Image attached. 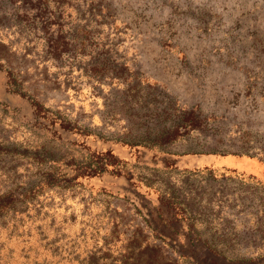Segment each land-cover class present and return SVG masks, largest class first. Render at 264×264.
<instances>
[{"label": "rangeland", "instance_id": "374dc122", "mask_svg": "<svg viewBox=\"0 0 264 264\" xmlns=\"http://www.w3.org/2000/svg\"><path fill=\"white\" fill-rule=\"evenodd\" d=\"M63 1L91 34L57 60L0 6V264H264V0Z\"/></svg>", "mask_w": 264, "mask_h": 264}, {"label": "trees", "instance_id": "16d2710c", "mask_svg": "<svg viewBox=\"0 0 264 264\" xmlns=\"http://www.w3.org/2000/svg\"><path fill=\"white\" fill-rule=\"evenodd\" d=\"M57 6L51 9V0H0V6L7 14L9 24L13 28L15 35H20L21 38L26 40L27 45L39 52L42 49L44 58L47 60L61 59L64 55L73 54L74 56H80L81 51H84V46L89 43V35L91 31L88 30L90 22L83 24V28L80 30L77 27L79 23L74 21L75 9L69 10L66 8L64 11L63 0H53ZM64 11V12H63ZM68 18L67 24H62V20L65 16ZM80 18L83 19V15ZM81 21V20H80ZM65 25L68 30H64ZM56 28V29H55ZM86 31V33H85ZM64 32V33H63ZM82 33V34H81ZM83 33H85L83 35ZM74 48V52L71 48ZM80 50V51H78ZM76 54V55H75ZM0 70H4L7 73L9 84L17 87L16 74L7 66L2 56H0ZM65 127V126H64ZM85 135L86 141L83 143L84 147L90 152L89 147L91 143L89 140H97L95 133L86 130L82 132ZM195 154L199 156L187 154L185 162L190 165H196L198 167L221 169V170H240L247 173H263L262 166L254 159L248 158L259 166V172L253 170H247L238 165V163H229V158H234L236 162L243 158L237 155H218L216 151H197ZM85 160L82 167L86 168V172H89L88 176H102V175H115L118 164H114L109 159L110 157L115 159V154L112 149L105 152H91L85 153ZM82 177L76 175L74 179Z\"/></svg>", "mask_w": 264, "mask_h": 264}]
</instances>
